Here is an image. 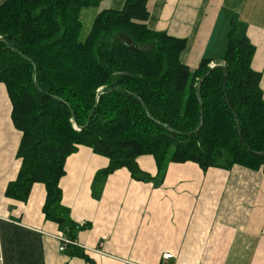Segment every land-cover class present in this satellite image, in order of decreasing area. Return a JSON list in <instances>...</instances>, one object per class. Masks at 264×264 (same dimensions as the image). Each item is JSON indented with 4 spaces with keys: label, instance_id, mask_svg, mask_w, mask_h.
<instances>
[{
    "label": "trees",
    "instance_id": "16d2710c",
    "mask_svg": "<svg viewBox=\"0 0 264 264\" xmlns=\"http://www.w3.org/2000/svg\"><path fill=\"white\" fill-rule=\"evenodd\" d=\"M103 1L0 5V84L22 133L21 167L5 195L27 202L33 186L44 184L46 220L74 241L82 228L62 205L60 182L80 146L109 159L96 175V198L106 179L124 168L132 179L158 185L171 163L192 162L205 173L234 166L264 173L262 74L252 68L255 46L237 33L235 21L224 64L211 68L207 58L192 69L181 60L186 40L149 28L151 0H126L121 10L99 12L81 38V12ZM147 155L156 161V177L138 165ZM68 250L91 262L83 250Z\"/></svg>",
    "mask_w": 264,
    "mask_h": 264
},
{
    "label": "crops",
    "instance_id": "0c3cea01",
    "mask_svg": "<svg viewBox=\"0 0 264 264\" xmlns=\"http://www.w3.org/2000/svg\"><path fill=\"white\" fill-rule=\"evenodd\" d=\"M126 0H104L81 12L84 38L96 15L121 10ZM6 0H0V5ZM148 26L187 41L183 63L196 69L203 59L223 65L232 20L237 33L255 46L254 71L262 74L264 95V0H151ZM89 28L86 32L84 22ZM86 33V36H85ZM12 103L0 84V264H264V173L241 166L230 171L195 163H171L162 184L132 179L127 169L110 175L100 198L99 171L109 159L80 146L65 165L62 205L82 229L79 243L104 253L86 258L61 252L59 226L43 213L46 187L33 186L27 202L7 198L22 161V133L12 121ZM140 168L156 177L153 156H141ZM95 182V184H94Z\"/></svg>",
    "mask_w": 264,
    "mask_h": 264
},
{
    "label": "built area",
    "instance_id": "2783aa9c",
    "mask_svg": "<svg viewBox=\"0 0 264 264\" xmlns=\"http://www.w3.org/2000/svg\"><path fill=\"white\" fill-rule=\"evenodd\" d=\"M215 67V66H213ZM211 67V68H213ZM56 239L60 242L61 246H60V251L64 252L66 250H68V247H76L77 249H81L84 252L88 251L91 253H95V254H101L103 255L104 253L101 251V249L97 248V249H90L84 245H82L81 243L78 242V240H70L67 237H65L63 234H60L58 236H56ZM174 258V255L171 253H166L163 257V262L161 264H166V261H169L171 259Z\"/></svg>",
    "mask_w": 264,
    "mask_h": 264
},
{
    "label": "rangeland",
    "instance_id": "374dc122",
    "mask_svg": "<svg viewBox=\"0 0 264 264\" xmlns=\"http://www.w3.org/2000/svg\"><path fill=\"white\" fill-rule=\"evenodd\" d=\"M88 28H89V25H88L87 21L85 20V22H84V29H85L86 32L88 31ZM85 36H86V33H85ZM81 38H84L83 32H82Z\"/></svg>",
    "mask_w": 264,
    "mask_h": 264
},
{
    "label": "water",
    "instance_id": "95a60500",
    "mask_svg": "<svg viewBox=\"0 0 264 264\" xmlns=\"http://www.w3.org/2000/svg\"><path fill=\"white\" fill-rule=\"evenodd\" d=\"M126 42L128 43V44H131V41L129 40V39H126ZM214 68V67H213ZM211 72V71H210ZM225 73H226V71H225ZM202 84V81L200 82V85ZM203 119V110L201 111V120ZM90 120V119H89Z\"/></svg>",
    "mask_w": 264,
    "mask_h": 264
}]
</instances>
